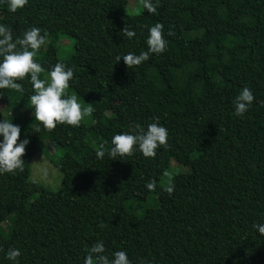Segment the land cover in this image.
<instances>
[{
	"label": "trees",
	"instance_id": "obj_1",
	"mask_svg": "<svg viewBox=\"0 0 264 264\" xmlns=\"http://www.w3.org/2000/svg\"><path fill=\"white\" fill-rule=\"evenodd\" d=\"M126 4L28 0L12 12L0 0V26L13 40L33 27L47 33L34 57L45 69L40 79L63 63L74 72L68 88L93 111L109 113L91 115L89 126L37 132L30 74L16 81L22 91L0 89L11 114L0 121L20 127L18 144L30 141L21 174H0V264H84L86 250L101 241L110 259L125 251L130 264H264V236L253 227L264 224V0H158L156 13L141 4L135 16ZM157 22L165 51L128 69L123 57L148 50ZM125 25L136 33L131 39L119 35ZM61 37L72 42L65 59L56 55ZM244 87L254 101L237 117L234 101ZM21 109L31 114L19 123L12 116ZM154 117L168 131L155 157L138 146L123 160L109 156L115 135L135 134L130 125L137 123L146 129ZM43 141L60 154V194L29 179ZM171 161L188 170L168 174ZM175 180L185 192L160 201ZM148 195L155 207L136 216L129 203ZM9 248L20 250L17 261L6 258Z\"/></svg>",
	"mask_w": 264,
	"mask_h": 264
},
{
	"label": "clouds",
	"instance_id": "obj_2",
	"mask_svg": "<svg viewBox=\"0 0 264 264\" xmlns=\"http://www.w3.org/2000/svg\"><path fill=\"white\" fill-rule=\"evenodd\" d=\"M27 3L28 0H7L12 12L23 8ZM141 4L148 13H156L158 0L157 4H154L153 0H141ZM163 27L157 22L149 29L146 52H141L139 55L130 52L123 57L122 60L128 69L141 65L150 58L151 54H161L165 51L167 42L163 38ZM168 34L173 35L172 32ZM119 35L131 39L136 33L125 25ZM46 36L47 33L42 36L41 30L33 27L23 34L22 39L13 40L11 29L7 26H0V56L3 57L0 62V89L22 91V84L16 81L24 80L30 74L35 91V94L30 97V104L34 108L35 120L38 122L35 130L39 132L41 125L48 131L54 130L58 124L78 127L85 117L93 113V108L91 105L82 108L76 95L63 98L69 87V81L74 75L73 69L67 68L66 70V65L63 63L55 64L48 72V80L40 79V74L45 69L39 63L34 62V57L41 46L45 44ZM18 47L19 51H17ZM116 59L118 62L121 60L119 56ZM253 101V92L248 87H244L234 101L235 115L242 117L252 106ZM153 119L154 122L148 124L146 129L139 123L134 126L130 125V127H134L135 134L115 135L111 140L112 147L109 150V156L120 157V160H123L124 157L131 156L134 147L138 146V150L145 158L155 157L156 149L167 144L168 131L160 125L158 117ZM20 132L21 129L18 125L7 120L0 121V136L3 137V141L0 142V174H14L17 170L23 171L24 161L21 157L30 141L26 138L18 144ZM103 147L101 145V149ZM104 155L102 150L97 152L98 157L102 158ZM146 188L149 191L155 190L156 181L148 182ZM165 190L171 196L174 192V184L170 183ZM253 227L264 236V224H254ZM86 252L84 264H130L125 251L112 253L111 259L105 255L102 241L94 244ZM20 255L19 249L9 248L6 258L17 261Z\"/></svg>",
	"mask_w": 264,
	"mask_h": 264
},
{
	"label": "rangeland",
	"instance_id": "obj_3",
	"mask_svg": "<svg viewBox=\"0 0 264 264\" xmlns=\"http://www.w3.org/2000/svg\"><path fill=\"white\" fill-rule=\"evenodd\" d=\"M141 12V0H127L126 4V13L128 15H138ZM7 19V16H5ZM0 18H4V15L0 13ZM47 41L45 42V44ZM45 44L41 46L40 49L45 47ZM72 42L66 38L61 37L56 43V55L60 59H65L71 55L72 52ZM42 80H48V75L43 73ZM47 86V85H46ZM75 95V93L71 89L66 90V94L64 98L68 96ZM78 103L81 104L82 108L88 107V105L80 100L78 97ZM31 114L30 111L27 109L18 110L12 117L16 119L19 123H22L29 115ZM0 115L2 119L5 117H11L9 113H7L6 107L3 104H0ZM94 119H98L100 116H108V112H102L100 109H95L93 114H91ZM91 115L85 117L81 122L89 126ZM3 141V137L1 138L0 142ZM86 142L89 145H92L93 139L92 137L88 136L86 138ZM59 152L55 151L51 148V146L47 143V141H43L41 146L39 147L38 151L32 156L30 160V168H29V179L32 180L35 184L39 185L43 189L53 193V194H60L61 193V184H60V174L57 172L54 164L57 158L59 157ZM22 158V157H21ZM186 167L180 166L175 162L171 161V165L168 169V174L173 173H183L187 171ZM21 174L20 170H17L15 174ZM162 183V182H160ZM174 184V192L170 196L167 192L164 196H160V201H167L174 197L180 196L185 192V189L182 184L178 183L176 180L173 182ZM157 199H154L153 196L148 195L144 201L136 202L131 201L129 204L130 209L135 213L136 216H141L142 213L146 209L154 208L156 205Z\"/></svg>",
	"mask_w": 264,
	"mask_h": 264
}]
</instances>
